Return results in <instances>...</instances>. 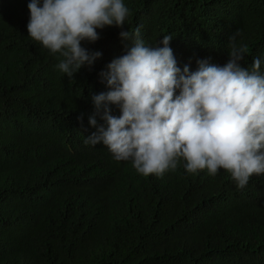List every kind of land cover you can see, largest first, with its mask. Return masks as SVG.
<instances>
[{
	"label": "trees",
	"instance_id": "16d2710c",
	"mask_svg": "<svg viewBox=\"0 0 264 264\" xmlns=\"http://www.w3.org/2000/svg\"><path fill=\"white\" fill-rule=\"evenodd\" d=\"M0 264H264V0H0Z\"/></svg>",
	"mask_w": 264,
	"mask_h": 264
}]
</instances>
